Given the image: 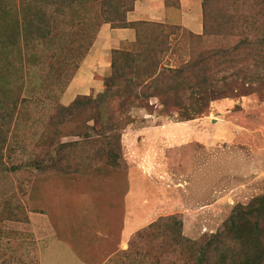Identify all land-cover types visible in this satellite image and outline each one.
Segmentation results:
<instances>
[{
  "label": "rangeland",
  "instance_id": "374dc122",
  "mask_svg": "<svg viewBox=\"0 0 264 264\" xmlns=\"http://www.w3.org/2000/svg\"><path fill=\"white\" fill-rule=\"evenodd\" d=\"M45 1L0 0V23L16 24L26 16L25 23L36 20L48 26L50 35L41 53L57 59L58 67L63 59L70 63L68 57H75L73 46L80 44L79 53L87 52L107 21L119 26L126 16L122 12L135 0H66L72 7L67 18L59 13L64 0H48L44 18ZM216 2L209 0V22L221 30L219 35L207 34L198 43L186 30L139 23L137 41L116 51L136 54L137 60L155 56L160 69H173L222 46H239L236 28L243 26L234 18L225 25L213 9ZM224 4L219 0V7ZM116 9L119 14L107 17ZM242 12L247 24L254 25L253 12ZM81 55L75 60L78 65ZM57 67L43 66L25 76L0 70V115L13 111L5 100L18 99L17 131L22 136L20 148L11 145L2 161L10 167L20 161L32 164L15 173L0 170V264H40L47 250L64 242L82 247L90 264H138L146 253L148 264L154 258L162 264H195L199 248L223 230L235 207L264 196V81L249 88L238 80L224 91L225 83H218L225 95L212 100L204 115L188 121H181L188 113L185 108L172 100L162 102L151 87L145 99L124 110L116 100L104 108L87 103L74 107V116L64 120L57 115L66 114L58 104L69 80L57 83L56 73L75 72L74 77L79 68ZM213 73L220 79L232 70ZM189 104L185 100L180 106ZM111 151L118 154L119 167L113 165ZM171 217H178L181 237L195 243L194 256L185 241L174 240ZM144 231V237H136ZM122 236L126 239L119 246ZM97 247L101 254L95 252ZM137 249L140 257L133 255Z\"/></svg>",
  "mask_w": 264,
  "mask_h": 264
},
{
  "label": "trees",
  "instance_id": "16d2710c",
  "mask_svg": "<svg viewBox=\"0 0 264 264\" xmlns=\"http://www.w3.org/2000/svg\"><path fill=\"white\" fill-rule=\"evenodd\" d=\"M136 1L137 0L134 1V4ZM224 1H226L227 4L219 7V0H217L216 8L213 9H215L216 14L223 19L225 25L228 18L231 20L234 18L240 22L241 27L243 26L242 30H239V27L236 28V31L238 30L237 34L240 36L239 46H222V48L216 51L207 52L205 55L203 54L202 56L196 57L195 59H198L197 61H189L183 68L177 67L173 69H160L155 61V56L144 57L141 60H137L136 54L115 51L111 58V74L104 79V91L98 94L94 100L76 98L67 108L58 104L59 109L62 108V110L66 112L63 116L57 113L58 117H63L64 120H66L67 117L70 118L74 116V107H82L83 105L86 106L87 103H95L99 107L104 108L106 103L115 100L118 102L120 110H124L126 107H129L130 104H133V102H140L142 99H145L144 97H147L146 93L148 91L146 89L151 87V89L158 93L154 97L160 98L162 102L172 100L177 107L185 108L188 113H185V119L181 121H188L194 119L195 116L204 115L208 111L209 104L212 100L222 94L225 95V93L221 94L222 90L219 87H216L218 83H225L223 87L224 91L234 87V82L238 80L244 81L249 88H253L260 80L264 81V71L262 72V70H264V0H223V2ZM134 4L124 9L122 13H126V16H124L123 19H119V26L114 25L112 22L110 24L114 28L136 27L139 23H127V14L133 10ZM48 5H51V3L46 0L43 11L44 18L47 12H49L47 9ZM234 5L235 13H230L229 11ZM70 6L71 4L67 3L66 0L61 2L59 7L60 15L67 18L69 9H72ZM244 9L250 10L253 12V16L257 17L256 20H254V25H250V23L247 24L249 22L248 19L241 15ZM119 10L120 9H116L113 13H111L112 11L107 13L109 14L107 17L116 16L120 13ZM3 11L6 10L3 9ZM211 12L212 9L210 8L209 0H203L202 20L204 32L202 35H195L196 42L198 43H201L200 40L207 34L216 33L219 35L221 31L217 29L214 22H209L211 20ZM27 19L28 17L22 16L16 24L12 22L11 25H7L6 23V25L2 26L0 23V70L7 75L16 73V76L19 74L25 76L30 74L31 71L41 69L43 66L57 67L55 65L57 64V59L48 58L45 55V51L41 53L47 45L43 40L50 35V28L38 23L36 20L25 23ZM106 23L109 22L107 21ZM177 29L181 28L177 27ZM21 34L23 38H20ZM190 34L192 35V33ZM34 35H38L39 37L36 39L30 38V36ZM226 36L227 34H225L224 37ZM79 45L80 44H77L78 51L74 46L71 48V52H74V54L76 53V55L74 58L68 57L69 59L67 60H70V63H66V59H63L62 64L59 62L57 68L69 66L74 67V71L79 68L80 65L75 63L76 58L82 54L81 52L79 53ZM238 50L241 54L238 53L235 55ZM88 51L81 55L82 60L85 58ZM242 53L243 55H247V59H236V56L242 55ZM49 61L52 63H49ZM143 62L145 66H142ZM236 65L239 67L235 68ZM218 69L222 71L230 69L232 73L227 76H222L220 79H216V73L213 72ZM252 72L255 74L250 75ZM56 74L57 78L55 80L57 83H60L61 79L65 78L66 81L69 80L67 83L69 85L73 79V75L71 74L64 75L60 72ZM261 74H263V76H260ZM23 76L19 78V80H22ZM238 76L242 78H238ZM232 78L233 82L231 80ZM16 80L19 82L18 79ZM25 84V81L20 83L22 87L25 86ZM68 85L66 87H68ZM150 97L152 96L150 95ZM185 100L190 103L189 107L180 106ZM23 101L27 102L28 99H23ZM32 101H34V103L38 101L43 106L51 108V104L48 105L47 102L44 103L38 99H32ZM18 102V99L7 102L5 100L6 105L8 104L13 111L12 113L5 111L0 115V165H4L3 167L0 166L1 172H20L24 170V168L32 165L20 161L13 163L10 167L2 161L3 151L8 150L11 145L13 149L20 148L21 146L18 144V142H20L18 140L22 136L20 137L17 131V129L19 130L18 115L21 109V107H19V109L17 107ZM54 116L56 117V115ZM111 116L112 115L107 116V121L111 120ZM13 117H15V119ZM21 142L25 144L23 140ZM51 144L52 143H49V146ZM112 153L115 154V157L111 159L113 165L119 167L118 154L116 151H111L110 154ZM170 220L176 221H174V228H172L175 234L174 240L180 242L185 241L186 245H189V250H191L190 254L194 256L192 249L196 245L193 241H187V239L181 237V231L179 230L181 223H178V217H171ZM153 228L154 225H151L148 231ZM145 233V231L143 233H138L136 237L142 238ZM140 251V249H137L133 255L140 257L141 254L138 253ZM198 253L195 264H264V196L255 198L246 206L240 205L235 207L229 220L225 223L223 230L211 235L210 240H208L204 247L199 248ZM143 256L144 257L141 258L142 260H140L138 264H148L146 259V256H149L148 253ZM210 257L213 260L209 261ZM152 264L162 263L159 258H154Z\"/></svg>",
  "mask_w": 264,
  "mask_h": 264
},
{
  "label": "crops",
  "instance_id": "0c3cea01",
  "mask_svg": "<svg viewBox=\"0 0 264 264\" xmlns=\"http://www.w3.org/2000/svg\"><path fill=\"white\" fill-rule=\"evenodd\" d=\"M203 0H137L127 14V23H155L179 27L194 35H202ZM137 41L135 27L114 28L103 24L79 69L61 97L68 105L78 96H96L104 91V79L111 72L113 51L123 50ZM126 237L122 236L119 246ZM74 240V239H73ZM75 241V240H74ZM63 242V241H62ZM56 244L45 252L40 264H90L78 244ZM101 254L99 247L95 250Z\"/></svg>",
  "mask_w": 264,
  "mask_h": 264
}]
</instances>
